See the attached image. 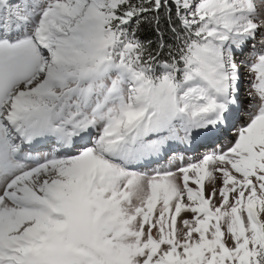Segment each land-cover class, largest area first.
I'll use <instances>...</instances> for the list:
<instances>
[{"label": "snow or ice", "instance_id": "obj_1", "mask_svg": "<svg viewBox=\"0 0 264 264\" xmlns=\"http://www.w3.org/2000/svg\"><path fill=\"white\" fill-rule=\"evenodd\" d=\"M0 264H264V0H0Z\"/></svg>", "mask_w": 264, "mask_h": 264}]
</instances>
